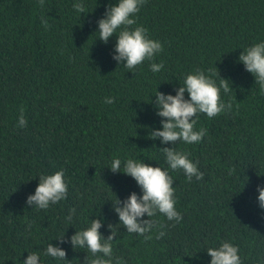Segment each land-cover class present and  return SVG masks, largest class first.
<instances>
[{
    "label": "trees",
    "instance_id": "1",
    "mask_svg": "<svg viewBox=\"0 0 264 264\" xmlns=\"http://www.w3.org/2000/svg\"><path fill=\"white\" fill-rule=\"evenodd\" d=\"M76 2L44 0L41 7L40 0H0V264H23L32 252L41 254L40 264H87L91 254L73 250L70 237L92 219L102 220L105 241L109 225L116 226L113 264L117 258L210 264L207 248L224 241L239 248L242 264H264V211L256 191L264 186V95L239 62L244 49L264 42V0H146L137 24L163 51L133 73L112 59L116 37L104 44L96 33L97 21L118 0H82L83 14L73 9ZM151 63L164 67L153 73ZM210 67L230 82L232 91L221 90V100L232 103L231 111L199 115L195 130L207 129L199 144L152 140L151 130H162L157 91L175 96L187 74ZM165 147L188 153L204 178L187 182L182 170H169L183 218L176 223L158 214L164 236L156 239L153 229L145 240L127 233L113 205L118 199L122 207L132 192L143 195L123 174L126 160L168 170ZM114 158L122 162L119 173L110 170ZM60 170L67 198L47 210L28 206L38 177ZM64 235L68 242L61 244ZM49 243L65 250L67 261L44 256Z\"/></svg>",
    "mask_w": 264,
    "mask_h": 264
},
{
    "label": "clouds",
    "instance_id": "2",
    "mask_svg": "<svg viewBox=\"0 0 264 264\" xmlns=\"http://www.w3.org/2000/svg\"><path fill=\"white\" fill-rule=\"evenodd\" d=\"M44 0H40L42 7ZM146 0H118L115 5L109 4L104 12V18L97 21L99 39L107 44L109 39L116 37L115 55L112 59L118 65L123 66L133 73L135 69L145 61H153L155 56L163 51V45L158 40L149 38L148 30L137 24L136 16ZM73 9L80 14L85 13L86 8L82 0L73 4ZM239 62L245 67V70L252 74L255 84L259 85L261 95H264V42L256 43L244 49ZM163 63H151L150 69L153 73H159L163 69ZM214 76L218 77L213 79ZM230 82L221 79L217 68L210 67L207 73L202 69H196L193 73L187 74L182 85L176 89V95H164L161 92L155 95L156 115L163 118L161 120L162 130H151L152 140L159 139L161 144L176 145L177 142L187 145L199 144L207 134V129L200 128L195 130V125L200 114H206L211 119L231 111L232 103L227 104L221 100V90L228 94L231 90ZM187 93L188 99L185 98ZM114 98L106 97L105 103L112 104ZM19 127L23 128L27 122L24 119L23 108H21ZM168 165V170L161 167H152L143 161L127 159L124 163V172L126 176L132 177L143 195L138 196L135 192L123 201L117 199L113 205V210L119 217L120 225L127 230L128 234H138L145 240H151L149 235L156 229L158 234L156 239H161L164 232L159 231L162 224H159L154 217L158 214L163 215L168 221L180 223L181 214L176 210L174 199L175 189L174 180L169 170H182L187 182L192 178L202 180L203 173L188 157L186 152L177 151L175 147L160 149ZM121 160L114 158L110 170L112 173H119ZM234 169L229 170V175ZM64 171L60 170L51 175L41 174L39 184L35 189V194L27 198L28 206H35L37 210H47L51 205H55L67 198L68 185L64 180ZM259 193L257 202L259 208L264 211V186H257ZM147 214L149 219H141ZM75 215V209H70V214L65 218L66 222H72ZM102 220L92 219L90 226L82 231H76L75 235L70 237L72 249H86L91 257L85 256L87 264H113V241L118 232L116 226L109 225L111 235L107 241L103 240L99 229L102 227ZM175 226V225H173ZM30 227V225H29ZM61 244L68 241L65 235L57 239ZM239 248L230 241H224L219 247L207 248V255L211 257L210 264H242L238 255ZM102 254V255H100ZM40 253L32 252L28 254L23 264H40ZM57 260H66V251L60 247H53L49 243L43 253ZM107 257V259H105ZM67 261V260H66ZM115 264H123L122 259L117 258Z\"/></svg>",
    "mask_w": 264,
    "mask_h": 264
}]
</instances>
